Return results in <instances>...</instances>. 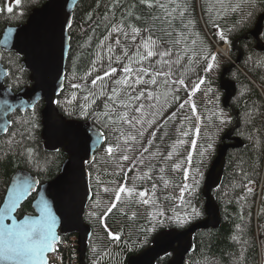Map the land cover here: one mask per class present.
<instances>
[{
    "label": "trees",
    "instance_id": "obj_1",
    "mask_svg": "<svg viewBox=\"0 0 264 264\" xmlns=\"http://www.w3.org/2000/svg\"><path fill=\"white\" fill-rule=\"evenodd\" d=\"M109 2L110 0H99L97 7L98 0H82L77 5L68 32L70 50L65 66L64 90L55 101L59 113L66 119L90 122L100 131L104 130L91 118L80 115L79 105L82 103L84 93L72 85L82 83L80 78L89 70L92 60L96 58L99 51L97 44L104 35V29L100 28L93 32V27L105 13ZM44 3V0H24L25 17L28 19L31 12L41 8ZM181 4L186 13L185 22H191L187 34L190 40L196 41L195 47L200 53L192 66L193 70L186 77V83L191 88L194 81L203 78L205 91L199 89L193 97L197 118L193 119L192 113L188 115L190 111L187 106L180 110V116L175 123L169 121L157 132L150 152L155 153L159 149V152L166 155L171 151L170 147L177 145L175 142L179 140L175 134L176 128L183 117L187 116L190 119L184 122L190 124L193 130L199 128L190 168L193 171L204 168L205 170L189 184L183 199L180 198L181 203L177 205L175 200L178 199L180 188L183 186L188 163L186 158L178 162L181 164L179 170H174L168 160L156 155L151 160V165L146 162L144 168L138 166L139 170L134 167L133 171L116 175L110 171V164L114 159L107 156L104 144L95 154L93 162L87 166L92 200L85 211L84 222L91 227L92 236L86 251V264H96L95 261H99L98 259L104 261L99 264H126L127 259L145 249L159 231L185 229L203 219L204 177L222 143L223 135L233 128L234 137L239 138L243 146L228 153L222 184L213 192L220 210V227L216 230L198 232L194 238L195 249L186 260L188 264H264V53L256 51V42L251 36L257 20L264 14V0H225L227 11L222 10L217 0H181ZM229 5L231 7H228ZM232 8L236 10L232 11ZM89 14L92 15L91 21L88 19ZM11 19L12 15L0 16V27L11 22ZM221 32L224 39L220 38ZM260 39L264 43V23ZM234 43H237L241 52V56L239 55L241 61L236 68L230 70L227 78L235 83L236 95L229 108L224 109L222 106L224 95L219 89V77L223 68L229 67L237 60L238 53L232 52ZM223 46L230 49L225 61L216 54V49ZM212 55H215L216 59L222 58L217 77H211L205 71L208 63L212 61L201 58ZM20 60L12 53L0 58V63L10 72V76L12 73L17 74L16 69L21 72L23 74L21 82L25 84L28 81V74L22 72ZM97 74L102 72H94L93 76L88 78L89 82ZM201 92L207 93L203 98L210 101L208 105L201 99ZM178 95L181 101L188 99V93L183 89ZM69 100L72 101L71 104L67 103ZM43 107V103H39L33 111L15 112L10 117V121L16 122L10 131L30 133L24 138L23 147L19 135L6 134L0 139V206L16 171L25 170L42 184L55 179L67 159L62 151L48 153L44 149L41 141ZM172 111H177L176 103L167 109L164 116ZM221 119L226 120V123L221 124ZM21 121H32L35 127L33 128L31 123L21 124ZM165 132L167 135L161 139L162 133ZM206 133L214 134L213 138L207 140ZM193 138L192 132L185 141L188 151ZM148 139H144L145 144ZM209 144L212 145L210 149ZM27 148L32 149L31 156L26 153ZM206 149L209 150L205 158L207 162L200 156V152ZM149 167L155 169L152 172V180L142 177V173L148 171ZM159 167H164V173L159 172ZM161 175L168 181L167 186L159 179ZM153 183L158 185L155 196L152 197L155 200L154 204L144 205L138 197L130 199L123 197L122 202L107 215H105L107 208H95L100 203L104 187H119L126 184L139 190L147 189L151 194ZM34 199L35 195L23 204L17 214L18 218L34 214L32 209ZM113 199L114 196L109 203ZM193 206L198 215L192 214ZM160 212L164 213L163 217L159 216ZM176 217H187V221L178 224L175 222ZM161 219L164 222L157 223ZM149 228L153 230L146 232L145 230ZM109 232L118 234L120 240L117 242L110 240ZM168 260L169 258L161 259L157 264H166Z\"/></svg>",
    "mask_w": 264,
    "mask_h": 264
},
{
    "label": "snow or ice",
    "instance_id": "obj_2",
    "mask_svg": "<svg viewBox=\"0 0 264 264\" xmlns=\"http://www.w3.org/2000/svg\"><path fill=\"white\" fill-rule=\"evenodd\" d=\"M222 10L227 11L225 0H217ZM16 6H21L22 0H14ZM99 7V0L97 3ZM228 7H231L230 5ZM238 7V6H237ZM13 13L12 4L9 3L5 9L0 11ZM235 11L236 8H232ZM185 9L181 0H110L106 6V11L99 21L95 23L93 32L103 28L104 35L99 39L96 58L92 60L91 67L80 78L82 83L73 84L72 87L84 93L82 103L79 105V113L84 118H91L95 124L104 131H97L98 142L106 144L104 151L110 159L119 161H129L135 159L136 165L143 167L145 161L151 165V160L157 153L164 160H171L173 152L166 155L159 152H150L155 143L157 132L164 128L169 121L175 123L180 116V110L187 106L193 115H196L197 108L191 97L205 83L203 78H198L189 88L186 77L193 70L192 66L196 62L200 53L197 51L195 40H190L187 29L189 22H185ZM70 18V17H69ZM88 19L92 20L89 14ZM65 27L70 28V24L65 22ZM12 29L6 31L0 46L8 48L12 40ZM220 38L224 39L221 32ZM202 59L216 60V56H203ZM213 63H208L205 71H211ZM94 72H102L95 75L89 82L88 78ZM5 76L10 72L5 71ZM17 82L20 78L16 77ZM188 93V99L180 100L178 93L181 90ZM211 89H209V92ZM73 95V99H75ZM67 103L71 104L69 100ZM173 103L177 104V111H172L167 116L164 113ZM34 105L22 97L14 96L7 88L0 90V131L21 137V147L26 135L25 131H10L15 121L7 119L9 114L15 113L20 107ZM35 113H33V116ZM190 117L184 116L177 127L181 136H187L188 131H182L184 121ZM21 124L32 121H21ZM221 124L226 123L220 120ZM156 126V127H154ZM152 129L147 143L144 142L145 133ZM199 135V128L196 129ZM167 133H162L161 139ZM176 144L184 143L177 140ZM140 147L137 149L136 145ZM175 145H173L174 148ZM212 147L208 145V149ZM195 148V141H193ZM31 156L32 149H25ZM138 152L137 157H130L129 153ZM206 151H201L203 157ZM147 154V155H146ZM191 154L187 160L191 162ZM134 167L126 171H133ZM174 170L181 168L180 163L173 166ZM155 169L149 167L148 171L142 173V177L153 179L152 172ZM124 172L125 169H120ZM164 167H159V172L164 173ZM161 181L167 186L168 181L161 175ZM184 179H188V172L185 171ZM38 182L28 176H22L7 190L2 206H0V264H47L45 254L54 249L58 240L53 231L55 217L49 207V202L43 193H38L35 207L37 215L26 216L18 220L14 213L20 203L27 199L33 191L37 190ZM157 184H152L151 194L147 189L139 190L135 186L129 187L121 184L114 191V199L107 207L105 215L111 213L122 202V196L127 198L138 197L144 205L154 204L155 190ZM189 185L184 184L180 188V198L183 199L184 192ZM104 192H109L108 187H104ZM251 191V190H249ZM192 214L198 215V211L193 206ZM164 216L163 212L159 213ZM103 219V217H101ZM10 221V223H5ZM187 217H176L178 224L185 223ZM164 221L158 220L157 223ZM153 228L145 231H152ZM109 238L119 241L118 234L108 233Z\"/></svg>",
    "mask_w": 264,
    "mask_h": 264
},
{
    "label": "water",
    "instance_id": "obj_3",
    "mask_svg": "<svg viewBox=\"0 0 264 264\" xmlns=\"http://www.w3.org/2000/svg\"><path fill=\"white\" fill-rule=\"evenodd\" d=\"M41 8L35 9L29 15L26 23L15 28H6L4 33L12 29V40L7 49L22 58L23 69L30 74V87L17 93L7 87L14 96L30 101L32 106L20 107L16 112L33 111L36 105L43 103L41 111V141L48 153L62 151L67 159L62 164L58 176L50 182L40 183L39 180L25 170H18L13 175L7 190L19 177L28 176L38 182L37 190L17 208L14 215L18 220L26 216L37 215L35 207L38 193H43L49 202V207L55 219L53 231L58 237L54 248L63 237H77L80 264H86V251L92 236V229L85 224V211L92 200L90 178L87 166L90 165L97 151L103 148L104 142H98L95 125L87 121L68 120L61 115L55 106L56 99L61 95L65 85V66L70 50L69 27L72 24L74 11L82 0H44ZM1 9V7H0ZM2 11H0L1 13ZM70 17V18H69ZM264 14L259 17L251 36L256 42V51L264 53V43L260 37L263 31ZM3 33V35H4ZM3 35L0 40L3 39ZM233 44L232 51H235ZM241 56V52L239 51ZM238 56L235 63L223 68L219 77V89L223 93L222 106L228 109L236 95V85L227 78L231 69L236 68L241 61ZM5 69L0 64V90L5 88ZM14 113L9 114L7 119ZM237 116V115H236ZM3 121L0 120V124ZM235 129H230L222 137V143L216 151L204 177L202 197L204 200L203 219L190 224L185 229H165L156 233L150 244L141 252L130 256L126 264H157L161 259L169 258L166 264H185L187 257L194 251L195 235L200 231L216 230L220 227V210L213 192L220 188L225 171L226 158L231 150L240 149L243 143L234 137ZM6 133L0 131V139ZM7 195V191L5 196ZM33 195V215L17 217L24 203ZM4 196V198H5ZM4 200V199H3ZM2 206V204H1ZM10 223V221H5ZM48 251L45 256L53 253Z\"/></svg>",
    "mask_w": 264,
    "mask_h": 264
},
{
    "label": "rangeland",
    "instance_id": "obj_4",
    "mask_svg": "<svg viewBox=\"0 0 264 264\" xmlns=\"http://www.w3.org/2000/svg\"><path fill=\"white\" fill-rule=\"evenodd\" d=\"M229 48L228 46H223V47H220V48H217L216 49V54H219L223 59L224 61L226 60V56H229ZM226 51V52H225ZM221 57L217 58L214 62L212 61L211 63H213V68L211 71H208L207 74H209L211 77H217L218 74L220 73V65H221ZM200 91H205L203 89V84L200 86ZM198 92V91H197ZM207 96V93L205 92H201V99L204 101L205 105H208L210 103V101L207 99V98H203ZM194 95L191 97V101L190 102H194ZM188 110L190 111V113L188 115H190L192 112L191 110L188 108ZM194 117L197 118L196 115H193L192 113V118L194 119ZM226 121V120H225ZM197 129V127H196ZM196 129L193 130L191 125L190 124H187L184 122V125H183V129H181L182 131H188V135L187 136H181L178 131H177V128H176V136L179 137V140H183L184 143L182 144H177L171 148V151L173 152V155H172V159L171 160H168L170 163H171V166L173 168V166L178 163L179 161H181L182 159L188 157L189 154H191V157L193 156V152H194V149L193 148V143L191 144V148L190 150L188 151V147H187V143L185 142L186 139L188 138V136L193 132V141L196 142L197 140V134H196ZM151 131L152 129H149L146 133H145V137L144 139H148L150 134H151ZM214 136V134L212 133H206L205 134V138H207V140H210L212 139ZM164 146V145H162ZM140 147L139 144L136 145V148L138 149ZM208 152L209 150L206 151V154L202 157V159H204L205 162H207L205 160L206 156H208ZM156 153V152H155ZM130 157H137L138 156V152H132V153H129ZM157 155H159L157 153ZM202 161V160H201ZM146 162L148 163V161H145V164L143 166V168L146 166ZM135 165V167L138 169V166L139 165H136V161L135 159H130L129 161H119L118 160V157L116 159L113 160V162L110 164V171L113 173V174H116V175H119L121 174L122 172L120 171V169H125V171L130 168V167H133ZM174 169V168H173ZM139 170V169H138ZM205 168L204 169H198L197 171H193L191 168H190V163L188 162L187 165H186V169L185 171L188 172V179L185 180L183 178V185L184 184H190L192 183L196 178H197V175H199L200 173L204 172ZM105 171V170H104ZM124 171V172H125ZM106 172V171H105ZM184 176H185V172H184ZM176 180L178 181L179 178L177 177ZM109 184V182H108ZM110 189L109 192H104L103 189H102V192H101V198H100V203L98 205V207L96 206L95 208H107L109 205H110V199L112 196H114V189L118 188V186H111V187H108ZM122 199H123V196H122ZM175 203L178 205L180 202V195L178 197V199L175 200ZM108 238H109V235H108ZM110 239V238H109ZM112 240V239H110ZM116 241V240H114ZM117 242V241H116ZM99 261H95L96 264H99L101 262H104L102 261V259H98Z\"/></svg>",
    "mask_w": 264,
    "mask_h": 264
},
{
    "label": "flooded vegetation",
    "instance_id": "obj_5",
    "mask_svg": "<svg viewBox=\"0 0 264 264\" xmlns=\"http://www.w3.org/2000/svg\"><path fill=\"white\" fill-rule=\"evenodd\" d=\"M9 3L12 4L13 13L9 14L5 10V11H2L0 13V16H6L7 17L9 15H12L13 19H11L12 20L11 22H8V23L4 24L2 27H0V39H1V37H2V35H3V33H4L6 28H8V27H10V28L19 27V26L24 25L26 23L25 21H26L27 17H25L26 15H25V11H24L25 10L24 0H22L21 6H16L14 4V0H0L1 9H5L6 6ZM12 53L13 52H6V51L0 50V58H4L7 55H10ZM13 54H15V53H13ZM17 57H19V56L17 55ZM19 58L21 59L20 63H21L22 72L23 73L25 72L26 74H28L27 75L28 81L25 84L24 83L22 84L21 79L23 78V74L21 72H19L17 69H16L17 74L16 73H12L11 76L10 75L7 76V78L5 79V86L11 88V90L14 93H17V92H19L20 90H22V89H24L26 87H30V82H29L30 74L23 69L22 58L21 57H19ZM2 67H3V69H5L4 66H2ZM6 71H8V70H6ZM16 77L20 78L19 82H17ZM22 81H23V79H22Z\"/></svg>",
    "mask_w": 264,
    "mask_h": 264
},
{
    "label": "built area",
    "instance_id": "obj_6",
    "mask_svg": "<svg viewBox=\"0 0 264 264\" xmlns=\"http://www.w3.org/2000/svg\"><path fill=\"white\" fill-rule=\"evenodd\" d=\"M48 259L49 264H80L77 237L68 236L64 238Z\"/></svg>",
    "mask_w": 264,
    "mask_h": 264
},
{
    "label": "bare ground",
    "instance_id": "obj_7",
    "mask_svg": "<svg viewBox=\"0 0 264 264\" xmlns=\"http://www.w3.org/2000/svg\"><path fill=\"white\" fill-rule=\"evenodd\" d=\"M234 44H236V48H237V49H236L235 51H232V52H237V53H238V56H239V51H240V50H239V48L237 47L238 45H237V43H234ZM225 52H226V51H225ZM238 56H237V58H238ZM233 129H234V128H233ZM234 133H235V132H234Z\"/></svg>",
    "mask_w": 264,
    "mask_h": 264
}]
</instances>
